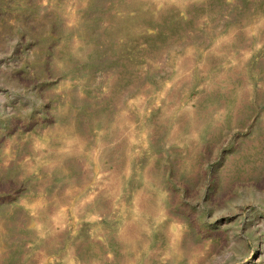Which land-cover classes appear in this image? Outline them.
<instances>
[{"label":"rangeland","instance_id":"obj_1","mask_svg":"<svg viewBox=\"0 0 264 264\" xmlns=\"http://www.w3.org/2000/svg\"><path fill=\"white\" fill-rule=\"evenodd\" d=\"M0 264H264V0H0Z\"/></svg>","mask_w":264,"mask_h":264}]
</instances>
